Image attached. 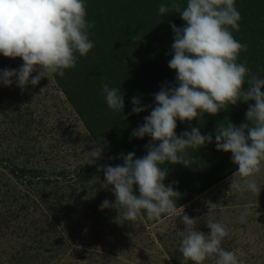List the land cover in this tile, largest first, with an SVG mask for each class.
I'll return each instance as SVG.
<instances>
[{
	"label": "rangeland",
	"instance_id": "1",
	"mask_svg": "<svg viewBox=\"0 0 264 264\" xmlns=\"http://www.w3.org/2000/svg\"><path fill=\"white\" fill-rule=\"evenodd\" d=\"M87 1L86 8L95 10L101 0ZM157 51L159 43L147 52L153 56L145 65L152 64L140 70V78L132 58L127 70L111 79L110 87H120L124 94V113L109 109L103 93L94 95L92 102L101 108L98 118H92L96 136L84 125L55 75L41 79L36 86L29 84L23 91L15 84H0V264H191L179 251L186 227L183 213L196 218L197 229L205 234L210 232L207 221L223 223L229 235L221 246L234 251L240 264H264V171L256 177L259 195L230 191V178L237 169L232 154L215 147V130L225 123L218 121L220 113H205L191 122L177 120L178 136L198 127L201 134L212 133L213 142L198 149L205 158L200 164L161 166L168 167L165 184L178 181L173 187L182 194L174 217L164 216L162 223L149 222L146 215L126 221L124 210L114 205L113 193L101 186L104 174L98 167L123 163L110 159L119 155L106 156L104 148H114L126 139L141 143L142 148H127L125 154L135 152L142 157L147 153L145 146L151 138H131V133L151 108L129 113L132 97L138 96L143 105H154L153 94L161 85L165 81L175 84L169 57L166 60L165 55L164 61ZM22 64L21 58L0 55V70L19 69ZM73 75L76 84L94 81L82 72ZM130 77L138 80L135 94L123 89ZM79 91L87 94L84 87ZM227 114L223 112L224 117ZM245 122L240 119L235 125ZM97 146L102 155L93 161L90 152ZM194 150L187 149L188 156ZM105 200L114 207L101 209ZM245 206L249 214L242 223L239 217ZM204 264H215V260L207 259Z\"/></svg>",
	"mask_w": 264,
	"mask_h": 264
},
{
	"label": "clouds",
	"instance_id": "2",
	"mask_svg": "<svg viewBox=\"0 0 264 264\" xmlns=\"http://www.w3.org/2000/svg\"><path fill=\"white\" fill-rule=\"evenodd\" d=\"M235 3L236 0H187L182 7L172 0L159 5L161 17L175 12L185 22L183 27L170 22L174 38L168 66L176 72L175 84L165 81L153 94L154 105H143L138 96L131 98L129 115L151 108L144 122L131 133V138H151L145 146L146 155L121 153L110 159L118 158L122 164L97 169L104 174L101 186L113 193L114 205L124 210L126 221L135 222L146 215L147 221L162 223V217L177 215V200L182 194L173 185L178 181L166 185L168 167L161 166L167 163L189 167L193 161L187 149L213 142V134H201L198 127L178 136L177 120L191 122L205 113L214 116L238 102L248 103L246 122L239 126L230 121L219 124L214 133L215 147L230 152L237 166L230 178V191L259 195L261 186L256 177L264 171V76L260 75L264 66L258 65L254 72L246 62H238L248 45L233 35L240 30L242 18ZM94 26V21L87 20L85 0H0V55L23 61L19 69L0 70V84H15L23 91L45 77H63L65 70L76 67L77 54L87 56L94 48L89 38ZM102 91L108 108L124 113L121 90L104 83ZM90 153L94 161L101 157L102 150L97 146ZM114 205L105 200L100 208ZM248 214L245 206L239 217L242 223ZM182 222L186 227L179 251L185 262L204 264L212 259L215 264H240L234 251L221 246L229 235L226 225L207 221L210 232L205 234L197 229L196 218L183 213Z\"/></svg>",
	"mask_w": 264,
	"mask_h": 264
},
{
	"label": "trees",
	"instance_id": "3",
	"mask_svg": "<svg viewBox=\"0 0 264 264\" xmlns=\"http://www.w3.org/2000/svg\"><path fill=\"white\" fill-rule=\"evenodd\" d=\"M85 2L87 6L88 1L85 0ZM171 2L172 0H101L95 10L87 8V20L94 21L95 25L89 33L94 48L87 56L80 57L77 54L76 67L70 71L65 70L63 77L55 76L63 93L76 108V113L93 136L97 135L98 130L95 126V119L92 118H98L97 113L101 108H98L97 103L92 101L94 95L99 96L103 93L102 80L111 86V79L120 76L121 71L127 70L126 66L132 63V58L136 61L134 68L138 70L137 79L140 78L142 76L140 70L152 64L145 65L150 56H153V54L148 55L147 52L158 43L159 51L157 53H162L163 60L165 61V55L166 60L167 57L169 60L172 58L171 44L174 33L170 22L177 27H183L185 22L180 18L179 13L172 12L162 17L159 15V5ZM177 2L183 7L186 6L187 0H177ZM235 6L242 18L239 21L240 30L234 31L233 35L236 40L248 45L247 51L240 53L238 62H246L247 66L255 72L258 65L264 66V0H236ZM136 36L138 38L134 41L133 38ZM77 67L80 68V71H75ZM76 72H82V74L93 78L94 81L87 84L85 82L76 84L73 75ZM260 75L264 76V73H260ZM81 87L86 89V95L84 91H79ZM123 89L135 94L139 89L138 80L130 77L123 85ZM249 103H254V101ZM247 110L248 103L238 102L236 105H230L227 110L219 112L221 115L220 118H217L220 123L225 120V123L230 121L236 124L240 119H245ZM223 112H227V116L224 117ZM211 129L215 130L212 127ZM134 147L142 148L139 142L130 143L123 139L122 144H117L114 148L109 146L104 148V153L106 156L110 153L120 155L121 153L125 154L127 148ZM189 157L198 164L205 160L198 149H195ZM234 166L237 169L235 164ZM194 188L195 191L200 189Z\"/></svg>",
	"mask_w": 264,
	"mask_h": 264
}]
</instances>
